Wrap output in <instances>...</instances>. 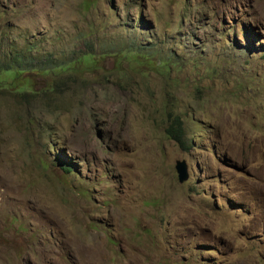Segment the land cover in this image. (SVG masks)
<instances>
[{
  "label": "rangeland",
  "instance_id": "374dc122",
  "mask_svg": "<svg viewBox=\"0 0 264 264\" xmlns=\"http://www.w3.org/2000/svg\"><path fill=\"white\" fill-rule=\"evenodd\" d=\"M0 38L96 59L0 92V264H264V0H0Z\"/></svg>",
  "mask_w": 264,
  "mask_h": 264
},
{
  "label": "trees",
  "instance_id": "16d2710c",
  "mask_svg": "<svg viewBox=\"0 0 264 264\" xmlns=\"http://www.w3.org/2000/svg\"><path fill=\"white\" fill-rule=\"evenodd\" d=\"M8 43L9 50L5 48L2 38H0V92H8L22 103L37 98L43 99L48 107L52 105L58 108L56 98L61 97L66 92L68 85H70L69 82H71L70 78H60L62 73L78 71L82 68L87 69L96 63V59L90 51L81 53L76 59L63 63L53 60L51 56L41 58L31 56L30 52L36 46L35 43H27L24 48H18L13 40L8 41ZM129 54L131 58L142 64H144L143 58L148 59L144 56L146 54L140 53L138 49L131 50ZM162 63L165 66L167 62L163 61ZM147 64H150L149 59ZM26 72H35L48 77V79L43 87L34 88L30 77H21ZM165 134L184 150L189 149L190 144L185 137L183 122L179 115L168 116ZM63 168L68 172L72 170L68 164L64 165Z\"/></svg>",
  "mask_w": 264,
  "mask_h": 264
},
{
  "label": "water",
  "instance_id": "95a60500",
  "mask_svg": "<svg viewBox=\"0 0 264 264\" xmlns=\"http://www.w3.org/2000/svg\"><path fill=\"white\" fill-rule=\"evenodd\" d=\"M175 170H176L177 178L179 182H183L184 180L188 178L187 163L184 159L176 160Z\"/></svg>",
  "mask_w": 264,
  "mask_h": 264
}]
</instances>
